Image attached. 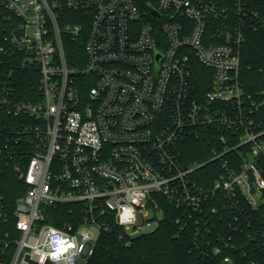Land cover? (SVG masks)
<instances>
[{
	"label": "built area",
	"instance_id": "built-area-1",
	"mask_svg": "<svg viewBox=\"0 0 264 264\" xmlns=\"http://www.w3.org/2000/svg\"><path fill=\"white\" fill-rule=\"evenodd\" d=\"M257 25L264 0H0V66L36 68L40 95L0 99L37 122L20 237L0 264H86L111 222L147 235L165 209L181 230L216 234L221 264H264V79L249 86L242 73ZM201 137L214 145L210 186L181 149ZM70 205L75 224H43Z\"/></svg>",
	"mask_w": 264,
	"mask_h": 264
},
{
	"label": "trees",
	"instance_id": "trees-1",
	"mask_svg": "<svg viewBox=\"0 0 264 264\" xmlns=\"http://www.w3.org/2000/svg\"><path fill=\"white\" fill-rule=\"evenodd\" d=\"M243 58L245 65L242 73L247 84L251 86L264 79L261 72L264 68V29L258 25L252 29ZM38 85L39 72L36 68L22 67L21 58L3 59L0 66V99L9 97L14 102H35L40 96ZM36 126L35 119L15 117L0 106V198L7 214V220L0 219V240H5V245L0 248V256L6 263L13 256L15 242L20 237L14 211L27 190L20 174L27 171L36 151ZM181 147L186 154L187 165L202 166L211 160L214 145L201 137L187 139ZM216 165V162L210 163L200 169V184L210 186L214 183L215 177H210V171ZM159 201L165 202L163 199ZM217 207L223 219L220 216L214 219L215 233L224 222V215H227L222 205L218 204ZM179 215L175 209H165L161 227L151 234L138 237H131L127 231L111 222L110 230L101 232L95 253L86 264H221L223 256L230 253L224 250L223 255L216 254L215 248L219 246L216 234L204 231L205 224L201 226L200 233L192 223L181 230L176 223ZM208 216L211 219L210 214ZM79 217L80 208L77 205L52 208L45 212L43 224L63 229L68 224H75ZM233 255L235 259L240 257L239 253Z\"/></svg>",
	"mask_w": 264,
	"mask_h": 264
}]
</instances>
